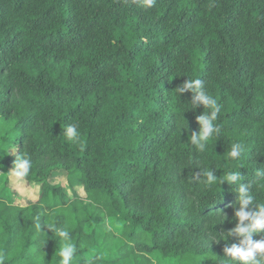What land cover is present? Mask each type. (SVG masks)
<instances>
[{"label":"trees","instance_id":"trees-1","mask_svg":"<svg viewBox=\"0 0 264 264\" xmlns=\"http://www.w3.org/2000/svg\"><path fill=\"white\" fill-rule=\"evenodd\" d=\"M187 78L221 106L203 154L187 143L203 109L185 111L191 94L175 89ZM14 145L40 187L26 205L0 197L4 264H59L56 228L71 233L73 264H222L238 240H210L235 226L236 194L219 180L239 167L264 202V0H0V154ZM205 168L215 183L195 176ZM57 171L67 190L49 182Z\"/></svg>","mask_w":264,"mask_h":264},{"label":"clouds","instance_id":"clouds-1","mask_svg":"<svg viewBox=\"0 0 264 264\" xmlns=\"http://www.w3.org/2000/svg\"><path fill=\"white\" fill-rule=\"evenodd\" d=\"M145 8L154 6L156 0H139ZM176 89L177 96L188 92L191 94V101L188 103L191 107L185 111L195 110L202 107L203 111L195 117L199 125L198 131L192 132L187 138V143L196 153H206L209 142L217 140L221 133V128L217 124L218 116L221 112V106L218 101L206 90L204 81L200 78L186 79ZM184 111V112H185ZM78 124H68L65 126L63 135L67 141L75 142L79 138ZM184 128V127H182ZM246 148L243 143L233 142L228 149L227 156L229 161H238L245 154ZM17 153V146H11L3 155L11 154L14 156L10 172L18 180L27 178L33 168L31 156L27 153ZM215 168L199 169L195 174L197 178H203L206 184H213L218 177L214 174ZM245 176L237 168H229L223 175L221 182H226L232 186L236 194L235 204L233 205L235 226L227 232H221L215 236L218 238L210 239L214 241L224 240L229 237H236L237 244L226 246L224 248V257H221L222 264H264V238L254 240L256 234H264V202L257 200L253 188L249 183H242ZM214 223H220L224 217L220 215ZM39 227V225H37ZM51 230V229H50ZM59 238V264H73L74 257L77 254V246L72 242V236L69 231L62 228L55 229ZM0 264H4V257L0 256Z\"/></svg>","mask_w":264,"mask_h":264},{"label":"rangeland","instance_id":"rangeland-1","mask_svg":"<svg viewBox=\"0 0 264 264\" xmlns=\"http://www.w3.org/2000/svg\"><path fill=\"white\" fill-rule=\"evenodd\" d=\"M8 178V187L10 194L4 189V179ZM0 197L5 198L6 200H11L15 205H26L28 202H35L39 196V187L40 185L27 184L24 180H18L10 172L5 174L3 171H0ZM49 182L52 184H61L67 190V178L66 174L63 171H57L53 173ZM77 193L81 195L82 189L77 188ZM89 230H92L93 226L88 227ZM112 223H106L99 230L100 238L102 233L105 230H111Z\"/></svg>","mask_w":264,"mask_h":264}]
</instances>
